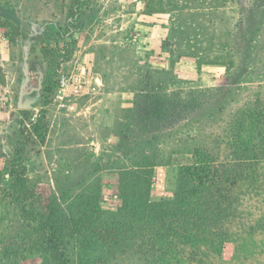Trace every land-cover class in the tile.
Listing matches in <instances>:
<instances>
[{
  "label": "rangeland",
  "instance_id": "1",
  "mask_svg": "<svg viewBox=\"0 0 264 264\" xmlns=\"http://www.w3.org/2000/svg\"><path fill=\"white\" fill-rule=\"evenodd\" d=\"M72 7L73 0H0V264H58L62 254L77 264L67 207L97 190L119 241L110 252L86 250L88 258L152 264V227L160 211H172L192 151L229 161L237 132L244 136L249 117L264 112V0H90L75 18ZM65 24L75 28L66 38L56 29ZM24 49L28 89L41 84L18 109ZM22 124L41 133L24 147ZM16 166L37 221L21 216L9 176ZM147 180L154 205L133 216L123 200ZM48 215L62 246L39 228ZM237 243L213 258L192 249L184 256L264 264V236Z\"/></svg>",
  "mask_w": 264,
  "mask_h": 264
},
{
  "label": "trees",
  "instance_id": "2",
  "mask_svg": "<svg viewBox=\"0 0 264 264\" xmlns=\"http://www.w3.org/2000/svg\"><path fill=\"white\" fill-rule=\"evenodd\" d=\"M89 1L73 0L69 11L72 18L78 14V7ZM56 29L64 38L75 32V28H68L66 24L64 30ZM21 113L23 123L28 121V112ZM249 120L252 123L245 135L239 131L234 137L229 161L217 163L209 154L195 149L190 163L180 168L181 186L174 192L173 209L171 212L160 211L157 217L159 226L155 224L151 230L152 264H207L189 259L184 253L192 249L213 258L222 254L226 244L238 245L242 238L264 236V112L254 114ZM22 125L19 143L24 147L32 140L33 133L39 136L41 133L35 124H32L31 132ZM250 133L254 135L250 136ZM255 138L258 141H254ZM16 167L19 168L17 171L9 172V176L15 177L12 181L15 199L20 205L22 218L32 220L26 203L33 201L34 195L26 185L24 168ZM99 193V190L83 191L67 207V237L81 251L77 264H93L86 250L96 248L110 252L118 245L119 229L111 215L101 210ZM149 193L150 182L147 180L141 194L124 198L125 208L133 216H141L147 211L145 207L154 205L150 203ZM38 223L40 230L49 234L56 247L63 245L62 229L52 216H44ZM60 257L58 264H70L63 254Z\"/></svg>",
  "mask_w": 264,
  "mask_h": 264
},
{
  "label": "water",
  "instance_id": "3",
  "mask_svg": "<svg viewBox=\"0 0 264 264\" xmlns=\"http://www.w3.org/2000/svg\"><path fill=\"white\" fill-rule=\"evenodd\" d=\"M27 59H28V54H27V49H24V57L22 60V74H23V79L21 80L20 83V87H19V94H18V100H17V108L18 109H23V108H27L29 107L28 104H25L23 102V97L24 95L28 94L29 92L33 91V90H37L40 88V78L38 81V86L35 88H30V90L28 89V82H29V68H28V63H27Z\"/></svg>",
  "mask_w": 264,
  "mask_h": 264
},
{
  "label": "crops",
  "instance_id": "4",
  "mask_svg": "<svg viewBox=\"0 0 264 264\" xmlns=\"http://www.w3.org/2000/svg\"><path fill=\"white\" fill-rule=\"evenodd\" d=\"M225 10H227V8H225Z\"/></svg>",
  "mask_w": 264,
  "mask_h": 264
}]
</instances>
